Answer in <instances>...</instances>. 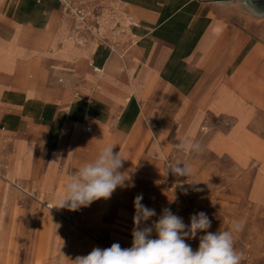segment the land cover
<instances>
[{"label": "crops", "instance_id": "crops-1", "mask_svg": "<svg viewBox=\"0 0 264 264\" xmlns=\"http://www.w3.org/2000/svg\"><path fill=\"white\" fill-rule=\"evenodd\" d=\"M220 2L0 0V135L11 138L13 161L6 179L26 193L38 185L39 199L50 195L47 203L54 206L79 169L71 154L98 152L102 126L129 141L124 162L136 145L141 148L134 167L123 162L132 172L146 158L161 161L159 153L170 146L172 101L184 98L196 112L229 45L251 32L248 17L234 22L236 11ZM133 86L130 101L118 100ZM219 90L229 97L232 89ZM128 184L116 201L122 190L126 198H160L139 180ZM1 232L8 239L26 237L2 222ZM15 250L7 246L6 255Z\"/></svg>", "mask_w": 264, "mask_h": 264}, {"label": "rangeland", "instance_id": "rangeland-1", "mask_svg": "<svg viewBox=\"0 0 264 264\" xmlns=\"http://www.w3.org/2000/svg\"><path fill=\"white\" fill-rule=\"evenodd\" d=\"M234 15L233 20L237 22L244 14L236 11ZM245 17L250 20L251 31L262 40L252 32L246 39L234 38L222 70L203 96L196 95L202 96L199 109L190 111L184 98L177 97L172 101L169 116L173 121L166 134L170 146L159 153L161 161L146 158L137 173L124 165L122 172L130 178L126 183L139 180L145 188L163 198L147 201L143 197L142 203L156 210L157 215L152 220L158 219L163 208H170L183 218L185 224L189 223L191 214L205 212L211 220V232L229 230L234 223L240 222L244 228L234 233V247L243 253L241 264H264V19ZM214 29H220V26ZM257 60L260 61L252 70L251 65ZM244 71L248 80L241 81L240 85L248 86L244 90L246 97L237 105L231 118L223 105L215 103V93ZM177 86L182 88L179 80ZM133 87L127 96L118 100L130 101V95L136 89ZM231 92L229 97L236 93ZM106 133L111 144L124 145L122 137H114L108 128ZM186 136L199 141L203 150L200 153L179 151L178 142ZM10 142V137L0 135V215L5 227L11 224L26 237L21 239L17 233L8 239L1 232L0 264H6L8 257L12 264L33 261L34 264H72L77 256H85L95 247L108 248L113 243H119L122 248L131 247L135 197L126 198V192L122 190L116 201L121 189L117 188L111 198L97 200L90 219L82 215L83 208L78 211L49 208L45 202L53 197L42 195L43 199H39L38 185L35 186L37 189L26 193L7 180L12 154L8 149ZM139 151L141 148L136 145L124 164L134 167ZM98 153L79 157V160L90 162ZM176 161L192 166L193 175L187 182H198L194 187L201 191L184 183L187 178L167 173L168 165ZM158 171L161 173L155 174ZM19 184L21 188L29 186L26 182ZM152 238H156L155 233ZM186 242L194 251L198 248V239ZM7 246L14 247L15 253L6 255Z\"/></svg>", "mask_w": 264, "mask_h": 264}, {"label": "clouds", "instance_id": "clouds-1", "mask_svg": "<svg viewBox=\"0 0 264 264\" xmlns=\"http://www.w3.org/2000/svg\"><path fill=\"white\" fill-rule=\"evenodd\" d=\"M222 4L225 9L264 19V11L257 7L255 0H222ZM115 146L103 147L94 160L83 164L68 179L53 207L78 211L97 200L111 198L117 188L129 187L126 182L130 178L121 171L125 159L120 152L114 153ZM177 147L181 152L200 153L203 150L199 141L187 136ZM168 172L178 178H187L184 183L201 191L194 187L198 182H187L193 175L191 165L176 161L168 165ZM142 200V193L133 200L131 247L122 248L119 243L103 249L95 247L89 254L77 256L72 264H241L244 257L234 247V233L243 231L242 223H234L229 230L211 232V220L205 212L191 214L189 223L185 224L170 208H163L158 219L152 220L157 215L156 210L144 205ZM153 233L156 238H152ZM189 239L199 240L195 251L186 242Z\"/></svg>", "mask_w": 264, "mask_h": 264}, {"label": "bare ground", "instance_id": "bare-ground-1", "mask_svg": "<svg viewBox=\"0 0 264 264\" xmlns=\"http://www.w3.org/2000/svg\"><path fill=\"white\" fill-rule=\"evenodd\" d=\"M255 3H256V5H257V7L261 10V11H264V0H255ZM222 9V8H221ZM229 11V10H228ZM263 20V19H262ZM260 23H262L261 21H260ZM262 25V24H261ZM263 26V25H262ZM264 28V27H263ZM252 32V34L253 35H256L255 34V32H253V31H251ZM257 36V35H256ZM257 37H259V36H257ZM259 39L260 40H262L260 37H259ZM263 51H264V48H263ZM264 53V52H263ZM264 59V58H263ZM261 60V59H260ZM260 60H257L256 62H254L252 65H251V69L252 70H255L256 69V67H257V64H258V62L260 61ZM246 71H244V72H242V73H240L238 76H236L234 79H233V81H232V83H230L229 85H227V86H225V85H222V86H220V87H228V88H231L233 91H234V93H235V95L234 96H232V97H226V96H224L223 94H222V91L221 90H219L218 89V91L215 93V98H216V100H215V103L216 104H221V105H223L224 106V108L225 109H227L228 111H229V115L231 116V118L233 117L232 115H233V113H234V111L235 110H237V105L238 104H240V103H242V100L243 99H245V97H246V95H245V89H247V85L245 84V85H240V82L241 81H243V80H245V81H247L248 80V78H247V75H246V73H245ZM219 87V88H220ZM2 90V89H1ZM91 117V116H90ZM92 118V117H91ZM93 119H94V117H93ZM101 128V130L103 131V135H105L104 136V140H102L101 139V141H100V146L103 148V147H105V146H107V145H109V144H111L110 143V139H108V136H107V133H106V129L107 128H105L104 126H102V127H100ZM85 138V137H84ZM89 140V139H88ZM97 142V141H96ZM114 145H116V143H114ZM128 147H129V142L128 141H125V143H124V145H122L121 147H118L117 145L114 147V149H113V151H114V153H116V152H120V154L122 155V156H124V155H126V153H127V151H128ZM101 148V149H102ZM101 149H99V151L101 150ZM98 151V152H99ZM40 152H42V151H40ZM36 154H37V152H36ZM40 155H42V154H40ZM38 156V155H37ZM76 156V155H75ZM75 156H73V158H72V160L74 161L73 162V164L74 163H76L77 164V166L80 168L83 164H85L84 162H82V161H80L79 160V157H75ZM41 157V156H40ZM36 158H38V157H36ZM37 161H39L38 159H36ZM39 164V163H38ZM72 164V165H73ZM34 165H35V163H34ZM38 167V166H37ZM38 169V168H37ZM123 169H121V171H122ZM35 171H36V169H35ZM37 173V172H36ZM161 172L160 171H158V172H156L155 174H160ZM96 202L97 201H95V202H93L90 206H88V207H86V208H83L82 209V215L85 217V218H88V219H90V214L93 212V210H94V208H95V204H96ZM45 205L47 206V207H49V208H51V205L49 204V203H47V202H45ZM2 211V210H1ZM1 211H0V213H1ZM1 222H2V217H1V215H0V224H1ZM84 224V223H83ZM34 262V261H33ZM59 264H63L62 262H59Z\"/></svg>", "mask_w": 264, "mask_h": 264}, {"label": "built area", "instance_id": "built-area-1", "mask_svg": "<svg viewBox=\"0 0 264 264\" xmlns=\"http://www.w3.org/2000/svg\"><path fill=\"white\" fill-rule=\"evenodd\" d=\"M95 69H96V68H95ZM84 130L88 131V130H90V127H89V126H85V127H84Z\"/></svg>", "mask_w": 264, "mask_h": 264}]
</instances>
